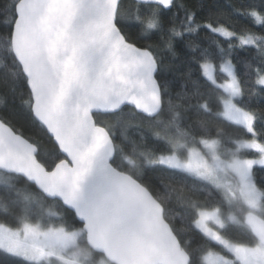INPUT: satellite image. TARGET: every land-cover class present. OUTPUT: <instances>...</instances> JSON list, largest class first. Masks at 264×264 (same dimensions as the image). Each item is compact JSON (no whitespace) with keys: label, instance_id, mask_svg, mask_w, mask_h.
<instances>
[{"label":"snow or ice","instance_id":"1","mask_svg":"<svg viewBox=\"0 0 264 264\" xmlns=\"http://www.w3.org/2000/svg\"><path fill=\"white\" fill-rule=\"evenodd\" d=\"M227 9L0 0L5 261L264 264V0Z\"/></svg>","mask_w":264,"mask_h":264},{"label":"trees","instance_id":"2","mask_svg":"<svg viewBox=\"0 0 264 264\" xmlns=\"http://www.w3.org/2000/svg\"><path fill=\"white\" fill-rule=\"evenodd\" d=\"M206 3H218L220 5V11L224 16H227L228 9L227 4L229 0H205ZM258 2V0H256ZM237 24V27H239L242 22H234ZM172 66L169 64L168 68H171ZM164 76L171 80L173 82V90L178 91L180 89V78L178 75H174L171 71L165 70ZM3 87L0 86V92H3ZM26 97V91L24 93ZM255 103V102H254ZM258 110H264V102L260 103L257 106ZM5 113L3 111H0V115H4ZM7 116L11 120L12 124L20 130L27 138H29L31 141L36 142L40 144L41 149L44 153H50L53 152L54 145L48 141V138L43 135V133L40 132V130L32 123L29 114L26 110V108L22 105L20 94H17V98L15 100V103L9 104V107L7 109ZM97 119H101V117H97ZM105 123H108V121H105ZM231 131V130H230ZM233 135H237L239 133L233 132ZM45 159H47V156H44ZM264 180V173H258L257 174V182L259 184V181ZM0 261H3L4 264H11L10 260L5 261L4 257L0 256Z\"/></svg>","mask_w":264,"mask_h":264}]
</instances>
